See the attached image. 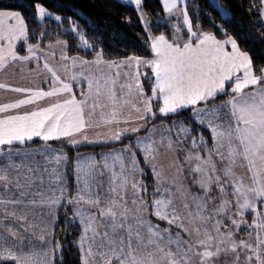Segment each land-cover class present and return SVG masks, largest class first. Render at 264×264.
Here are the masks:
<instances>
[{
  "label": "snow or ice",
  "instance_id": "snow-or-ice-1",
  "mask_svg": "<svg viewBox=\"0 0 264 264\" xmlns=\"http://www.w3.org/2000/svg\"><path fill=\"white\" fill-rule=\"evenodd\" d=\"M144 4L129 0L136 20L124 19L149 54L111 58L113 38L43 0L27 16L0 7V70L39 81H0L16 94L0 101V264H63L62 209L80 264H264V65L189 0H160L155 20ZM248 5L264 27V0ZM208 6L231 20L221 0ZM83 147L100 151H71ZM162 152L179 153L174 175L157 167Z\"/></svg>",
  "mask_w": 264,
  "mask_h": 264
},
{
  "label": "trees",
  "instance_id": "trees-1",
  "mask_svg": "<svg viewBox=\"0 0 264 264\" xmlns=\"http://www.w3.org/2000/svg\"><path fill=\"white\" fill-rule=\"evenodd\" d=\"M46 7L50 11L58 13L64 17H72L74 20L78 21L79 24L87 30L88 35L100 36L103 35L106 39L113 38L115 40L114 45L105 43L106 53H111L112 56H123L127 55L129 52L135 51L138 55H148L149 52L145 51L142 46L138 47L137 44L140 43L141 37L143 35V30L141 25L137 22L132 25L126 24L125 16H130L134 21L136 20V13L131 7H125L128 3L121 0H43ZM33 0H0V7L6 6L13 9H18L25 13L27 16L31 10V5ZM226 7H228L232 12L231 20H222L220 18V13L215 11L213 8L208 6V0H190V5H198L201 9H205L212 13L216 21L223 24L230 34L238 39L239 45L243 50L249 51L254 64L264 65V27H261L259 23H253L255 18L253 13L251 16L248 13V0H221ZM144 7L147 11L152 13V18L155 20V13L160 11V0H145ZM191 13V10H190ZM163 13L161 12V15ZM82 17H87V22ZM201 21L206 29L218 32L215 25L208 22V18L201 13ZM30 27L35 26L36 21L34 18H29L28 20ZM56 21L53 18L50 22V27L55 28ZM91 25V26H90ZM65 26H67V21H65ZM93 28L96 31H93ZM119 29L128 36V40L121 41L115 37L116 30ZM164 30L163 25L161 29ZM156 31V29H154ZM250 34L251 38H241V34ZM63 38L69 39V44L72 45L74 41L71 39L70 34L64 35L60 33ZM55 39V35L51 37ZM222 38V37H221ZM133 41L136 44H133ZM80 49L71 47L69 54H73ZM81 55H85L81 51ZM90 56V54H89ZM223 99L224 97H219ZM173 117H169L166 122H171ZM127 143V140L124 141ZM40 144L39 139H34V144ZM57 147H64L63 145H56ZM119 146L107 145L106 147L112 148ZM85 150H100L99 148L83 147L75 148L71 151H85ZM143 166V162L141 161ZM145 182L150 186L154 183L150 169H145V175L143 176ZM71 182V177L69 178ZM71 214V210H68V215ZM65 213L63 209L60 213V224L56 228V235L61 239L64 245L63 264H80L79 250L78 246L74 241L79 236V228L73 224L64 223ZM57 264H60L59 259Z\"/></svg>",
  "mask_w": 264,
  "mask_h": 264
},
{
  "label": "crops",
  "instance_id": "crops-1",
  "mask_svg": "<svg viewBox=\"0 0 264 264\" xmlns=\"http://www.w3.org/2000/svg\"><path fill=\"white\" fill-rule=\"evenodd\" d=\"M121 1L129 3V0H121ZM56 60H59L58 56L56 57ZM28 67H32V65H28ZM3 80H7L9 82L16 83V84L30 85V86H35V84L39 82L38 78L28 75L26 71H23V72L20 71L15 66H9L6 70H0V81H3ZM15 95L16 94L13 92H6L5 90L0 89V101H4L8 98H12ZM166 123H170V122H166ZM36 145H39V144H36ZM30 146H35V145H30ZM116 147H120V145ZM91 151H98V150H85V151H78V152H91ZM177 155H179V153L162 152L161 155L158 157L157 167H163L164 170L167 172V174L170 176L174 175L175 165L172 163V161ZM97 159H99V157H97ZM140 178L144 180L143 177H140ZM129 196H131V189H129ZM39 211L40 210L37 209L38 215H39ZM46 211L47 210L45 209V212Z\"/></svg>",
  "mask_w": 264,
  "mask_h": 264
},
{
  "label": "rangeland",
  "instance_id": "rangeland-1",
  "mask_svg": "<svg viewBox=\"0 0 264 264\" xmlns=\"http://www.w3.org/2000/svg\"><path fill=\"white\" fill-rule=\"evenodd\" d=\"M190 1V0H189ZM124 2V1H123ZM126 3H128V2H126ZM153 19V18H152ZM239 171H243V169H238ZM187 183V182H186ZM195 190V189H194ZM249 219H250V217H249ZM37 243H39L38 241H37Z\"/></svg>",
  "mask_w": 264,
  "mask_h": 264
}]
</instances>
